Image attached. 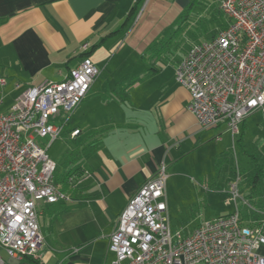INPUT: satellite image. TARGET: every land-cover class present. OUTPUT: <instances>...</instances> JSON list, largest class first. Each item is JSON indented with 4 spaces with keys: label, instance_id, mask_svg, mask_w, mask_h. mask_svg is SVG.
<instances>
[{
    "label": "crops",
    "instance_id": "1",
    "mask_svg": "<svg viewBox=\"0 0 264 264\" xmlns=\"http://www.w3.org/2000/svg\"><path fill=\"white\" fill-rule=\"evenodd\" d=\"M193 1L0 0V111L29 86L62 80L84 56L98 69L68 121L62 125V113L51 120L62 128L46 151L56 144L62 154L70 141L65 147L80 158L54 174L69 198L38 202L36 256L18 259L1 248L4 264H110L109 234L129 197L161 162L168 171L212 138L221 140L225 125L201 128L187 108V89L175 79L186 52L176 59L169 52ZM83 170L88 176L65 181ZM166 203L169 215L167 197Z\"/></svg>",
    "mask_w": 264,
    "mask_h": 264
},
{
    "label": "built area",
    "instance_id": "2",
    "mask_svg": "<svg viewBox=\"0 0 264 264\" xmlns=\"http://www.w3.org/2000/svg\"><path fill=\"white\" fill-rule=\"evenodd\" d=\"M219 7L227 25L191 44L174 76L189 93L187 108L197 124L203 129L224 124L233 140L242 121L264 107V0H220ZM97 73L84 56L62 80L29 86L0 111V249L10 257L36 256L42 241L38 202L69 198L54 181L56 163L46 151L62 128L51 119L62 113L64 125ZM86 176V170L70 173L65 181L74 184ZM166 178L161 162L129 197L109 234L108 250L115 256L110 264H264L258 250L264 248V211L239 194L238 172L227 199L234 209L186 235L171 229ZM239 204L252 214L242 217Z\"/></svg>",
    "mask_w": 264,
    "mask_h": 264
},
{
    "label": "rangeland",
    "instance_id": "3",
    "mask_svg": "<svg viewBox=\"0 0 264 264\" xmlns=\"http://www.w3.org/2000/svg\"><path fill=\"white\" fill-rule=\"evenodd\" d=\"M219 4L220 0L193 1L180 17V27L171 41L169 52L173 58L181 57L191 44L209 40L225 25L226 18ZM230 138V132L223 131L220 141L212 138L167 171L165 192L173 231L188 233L200 221L232 211L233 202H227L230 197L228 183L237 172L239 194L257 210L264 211V107L243 120L233 145ZM47 141L44 138L40 143L44 145ZM68 142L62 144V154L54 152L56 144L47 150L56 161L55 174L60 176L80 164L76 153L65 147ZM239 207L242 217L252 214L245 205L239 204Z\"/></svg>",
    "mask_w": 264,
    "mask_h": 264
},
{
    "label": "trees",
    "instance_id": "4",
    "mask_svg": "<svg viewBox=\"0 0 264 264\" xmlns=\"http://www.w3.org/2000/svg\"><path fill=\"white\" fill-rule=\"evenodd\" d=\"M144 0H134V5H137L138 3H142ZM64 180V179H63ZM34 264H39L37 260L33 259Z\"/></svg>",
    "mask_w": 264,
    "mask_h": 264
}]
</instances>
